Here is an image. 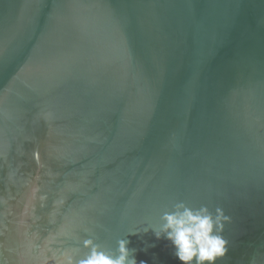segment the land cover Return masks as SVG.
I'll list each match as a JSON object with an SVG mask.
<instances>
[{"label":"water","instance_id":"water-1","mask_svg":"<svg viewBox=\"0 0 264 264\" xmlns=\"http://www.w3.org/2000/svg\"><path fill=\"white\" fill-rule=\"evenodd\" d=\"M0 264H264V0H0Z\"/></svg>","mask_w":264,"mask_h":264}]
</instances>
